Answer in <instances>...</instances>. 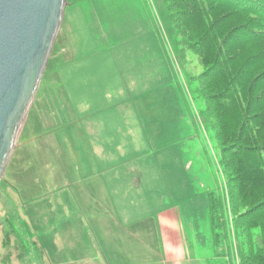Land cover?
I'll list each match as a JSON object with an SVG mask.
<instances>
[{"label": "rangeland", "instance_id": "rangeland-1", "mask_svg": "<svg viewBox=\"0 0 264 264\" xmlns=\"http://www.w3.org/2000/svg\"><path fill=\"white\" fill-rule=\"evenodd\" d=\"M174 35L160 0H66L0 178V264H239L228 211L212 237L222 156Z\"/></svg>", "mask_w": 264, "mask_h": 264}, {"label": "trees", "instance_id": "trees-1", "mask_svg": "<svg viewBox=\"0 0 264 264\" xmlns=\"http://www.w3.org/2000/svg\"><path fill=\"white\" fill-rule=\"evenodd\" d=\"M160 1L179 52L201 69L189 84L222 156L226 195L209 200L214 243L227 237L228 211L239 264H264V0Z\"/></svg>", "mask_w": 264, "mask_h": 264}, {"label": "water", "instance_id": "water-1", "mask_svg": "<svg viewBox=\"0 0 264 264\" xmlns=\"http://www.w3.org/2000/svg\"><path fill=\"white\" fill-rule=\"evenodd\" d=\"M66 0H0V178L41 81Z\"/></svg>", "mask_w": 264, "mask_h": 264}, {"label": "crops", "instance_id": "crops-1", "mask_svg": "<svg viewBox=\"0 0 264 264\" xmlns=\"http://www.w3.org/2000/svg\"><path fill=\"white\" fill-rule=\"evenodd\" d=\"M229 262V261H228ZM230 264V263H229Z\"/></svg>", "mask_w": 264, "mask_h": 264}]
</instances>
